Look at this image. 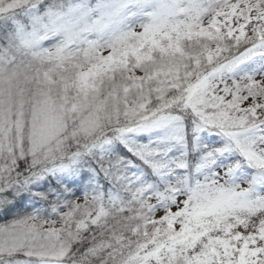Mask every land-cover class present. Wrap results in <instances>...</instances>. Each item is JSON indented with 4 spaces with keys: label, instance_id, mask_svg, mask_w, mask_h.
Listing matches in <instances>:
<instances>
[{
    "label": "snow or ice",
    "instance_id": "snow-or-ice-1",
    "mask_svg": "<svg viewBox=\"0 0 264 264\" xmlns=\"http://www.w3.org/2000/svg\"><path fill=\"white\" fill-rule=\"evenodd\" d=\"M0 264H264V0H0Z\"/></svg>",
    "mask_w": 264,
    "mask_h": 264
}]
</instances>
